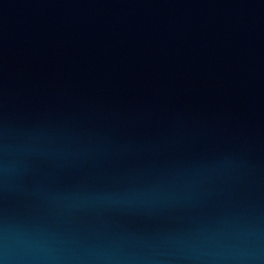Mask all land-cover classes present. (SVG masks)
I'll list each match as a JSON object with an SVG mask.
<instances>
[{"label": "water", "instance_id": "95a60500", "mask_svg": "<svg viewBox=\"0 0 264 264\" xmlns=\"http://www.w3.org/2000/svg\"><path fill=\"white\" fill-rule=\"evenodd\" d=\"M0 264H264V0H0Z\"/></svg>", "mask_w": 264, "mask_h": 264}]
</instances>
